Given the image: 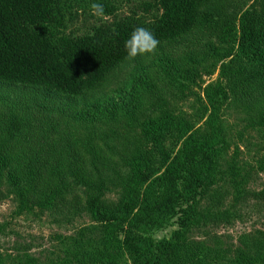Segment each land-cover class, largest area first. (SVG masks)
<instances>
[{"label": "trees", "instance_id": "obj_1", "mask_svg": "<svg viewBox=\"0 0 264 264\" xmlns=\"http://www.w3.org/2000/svg\"><path fill=\"white\" fill-rule=\"evenodd\" d=\"M93 2L103 6V15L92 14ZM137 27L151 31L158 45L130 58L124 42ZM226 46L234 54L220 67L219 79L204 88V100L193 114L203 129L162 108L131 144L125 136L131 124L121 126L125 151L114 160L83 144L78 130L67 127L70 119L78 123L77 108L105 125L124 112L115 108L107 121L94 108L102 103L98 97L108 99L122 71L133 67L145 77L148 60L162 58L169 66L182 51L181 59H196ZM138 79L134 75L130 86ZM144 83L153 85L148 78ZM167 83L160 80L154 88ZM2 88L36 94L42 102L38 107L56 113L47 117L51 125L45 136L36 133L30 114L0 122V200L7 177L21 210L37 206L70 223L84 215L92 220L59 236L60 262L264 264V230L244 233L232 246L218 234L208 235L207 243L190 238L193 231L234 226L246 202L264 205V187H250L253 173L264 172V156L254 170L234 157L225 187H212L226 144L228 108H242L248 128L264 143V0H0ZM169 139H175L176 151L167 148ZM157 163L163 171H156ZM119 164L129 167V176L122 179L117 200H109L107 170ZM73 181L80 191L71 195ZM169 228L170 237L156 236Z\"/></svg>", "mask_w": 264, "mask_h": 264}, {"label": "rangeland", "instance_id": "obj_2", "mask_svg": "<svg viewBox=\"0 0 264 264\" xmlns=\"http://www.w3.org/2000/svg\"><path fill=\"white\" fill-rule=\"evenodd\" d=\"M251 3L248 2L242 10L245 11ZM238 11L243 12L239 9ZM184 54L182 51V55L181 53L176 55L175 60L169 66H164L162 58L157 59L156 62L146 61L145 65L148 69L143 73V75L147 73L145 77H141L142 74L139 76L133 67L122 71L119 77H116L118 85L112 92H107L108 99L98 97L97 100L102 103L95 107L93 105L95 110L106 115L107 121L111 120L115 108H123L124 112L113 123L105 125L98 121L93 122L85 118L82 108H77L74 116L80 118L78 123L70 119L71 126L67 127L70 130L72 128L75 131L78 130L76 138H79L83 144L87 143L89 148H98L104 154L113 155L114 160L119 159L121 150L125 151L121 139L127 136L131 144V141L141 134L142 125L151 121L157 112H161L162 108H168L182 120L190 121L195 130L203 129V123L198 124L193 114L201 106L200 99L204 100V88L219 79L220 67L231 59L234 50L229 46L218 47L215 52L196 59L183 60L181 58ZM190 71L191 76L188 75ZM134 75L139 79L136 84L130 86V79ZM147 78L153 83L152 86L144 83ZM160 80L162 82L167 80L168 83L164 85V89L158 90L154 88V84L159 83ZM161 98L165 100V104H161ZM130 102L132 103L128 106ZM40 103L42 102L38 100V96L29 91L2 88L0 89V122L7 118L10 119L15 114L19 116L30 114L36 120L34 121V126L38 129L36 133L45 136L51 125L47 117L56 112L38 107ZM94 104L98 103L94 102ZM247 119L248 116L242 108L232 107L226 110L224 115L226 144L218 160L219 174L212 186L214 189L225 187L228 165L234 157H237L246 169L254 170L258 165V160L264 156V143L259 142L256 134L248 128ZM128 123L131 126H128ZM110 124H113L115 129L112 130ZM124 124L130 130L123 137L125 129L121 126ZM114 130L115 134L112 135ZM125 140L126 138L124 142ZM166 146L170 150H177L175 139L167 140ZM79 147L81 148L80 145ZM111 148H115V152H111ZM155 168L157 172L163 171L158 163ZM107 172L112 178V183L105 187V193L109 200L115 201L120 193L122 179L128 178L130 169L119 164ZM250 187L258 191L262 190L264 172L253 173ZM3 190L5 198L0 200V255L4 260L2 264H50L51 262L63 264L57 258L59 236L71 235L78 227L91 224L90 217L87 215L76 217L75 221L70 223L63 217H55L50 213L40 211L37 206H29V209L21 210L20 201L7 177ZM79 191L80 185L73 181L70 194L74 195ZM160 193L161 188L155 191L154 196ZM240 216L241 219L237 220L232 227L211 228L204 232L193 231L190 238L196 242L207 243L210 240L208 235L218 234L232 246L238 243V238L244 233L264 230V205L258 206L255 202H246L243 204ZM172 230L171 228L166 229L158 232L156 236L170 237Z\"/></svg>", "mask_w": 264, "mask_h": 264}, {"label": "clouds", "instance_id": "obj_3", "mask_svg": "<svg viewBox=\"0 0 264 264\" xmlns=\"http://www.w3.org/2000/svg\"><path fill=\"white\" fill-rule=\"evenodd\" d=\"M93 15H103V6L99 3L93 2L90 5ZM158 45V40L148 29L144 27H137L133 29L128 39L124 42V47L128 57H135L138 54L143 55L154 51Z\"/></svg>", "mask_w": 264, "mask_h": 264}]
</instances>
